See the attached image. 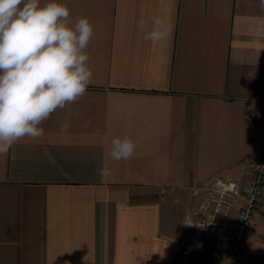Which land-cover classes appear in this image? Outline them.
Here are the masks:
<instances>
[{
  "label": "crops",
  "instance_id": "0c3cea01",
  "mask_svg": "<svg viewBox=\"0 0 264 264\" xmlns=\"http://www.w3.org/2000/svg\"><path fill=\"white\" fill-rule=\"evenodd\" d=\"M58 2L93 26L92 83L0 156V264H207L177 254L186 215L214 179L248 180L264 146L259 0ZM141 15L170 20L171 38L145 41ZM124 136L135 154L113 161ZM240 264H264V193Z\"/></svg>",
  "mask_w": 264,
  "mask_h": 264
},
{
  "label": "clouds",
  "instance_id": "9594fccd",
  "mask_svg": "<svg viewBox=\"0 0 264 264\" xmlns=\"http://www.w3.org/2000/svg\"><path fill=\"white\" fill-rule=\"evenodd\" d=\"M258 7L264 13V0H259ZM256 19L264 30V16ZM137 27L145 33V41L154 43L170 39L174 31V24L158 15H141ZM93 31L87 17L73 23L70 9L58 0H0V156L25 138L43 137L40 125L44 121L85 96L93 71L84 50ZM90 123L85 121L83 126ZM70 127L65 120L60 132ZM135 151L131 137H116L108 157L127 161ZM44 154H48L46 149ZM112 173L107 161L97 170L101 180ZM195 226L203 227L196 221Z\"/></svg>",
  "mask_w": 264,
  "mask_h": 264
},
{
  "label": "built area",
  "instance_id": "2783aa9c",
  "mask_svg": "<svg viewBox=\"0 0 264 264\" xmlns=\"http://www.w3.org/2000/svg\"><path fill=\"white\" fill-rule=\"evenodd\" d=\"M211 194L199 212L188 213L179 236L177 254L189 263L240 264L247 234L255 227L264 193V146L256 154L248 180L238 183L218 177L210 184ZM233 207L237 210L231 217ZM228 217L222 221V217ZM194 221L193 226H188ZM195 221L203 227H196ZM220 227L227 228L223 237Z\"/></svg>",
  "mask_w": 264,
  "mask_h": 264
}]
</instances>
